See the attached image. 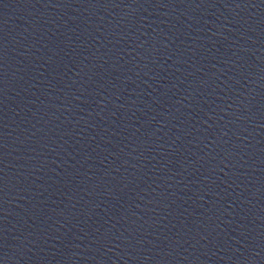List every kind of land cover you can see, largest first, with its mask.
<instances>
[{"label": "water", "instance_id": "obj_1", "mask_svg": "<svg viewBox=\"0 0 264 264\" xmlns=\"http://www.w3.org/2000/svg\"><path fill=\"white\" fill-rule=\"evenodd\" d=\"M0 75L264 264V0H0Z\"/></svg>", "mask_w": 264, "mask_h": 264}]
</instances>
